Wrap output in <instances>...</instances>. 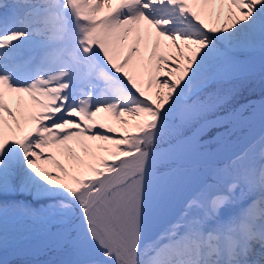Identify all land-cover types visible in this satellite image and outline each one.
Listing matches in <instances>:
<instances>
[{"label":"snow or ice","instance_id":"snow-or-ice-1","mask_svg":"<svg viewBox=\"0 0 264 264\" xmlns=\"http://www.w3.org/2000/svg\"><path fill=\"white\" fill-rule=\"evenodd\" d=\"M257 77L264 0H0V264H264Z\"/></svg>","mask_w":264,"mask_h":264},{"label":"rangeland","instance_id":"rangeland-1","mask_svg":"<svg viewBox=\"0 0 264 264\" xmlns=\"http://www.w3.org/2000/svg\"><path fill=\"white\" fill-rule=\"evenodd\" d=\"M238 88H239V92H238V95L236 96V100L234 101V104H237L238 101L242 98H245V99L247 98V100L245 101V102H247L249 100L250 96L251 97L252 96H255V97L263 96L264 95V80H261L259 77H257L255 79H251V80L239 83ZM215 132H217V130L213 131L212 133H215ZM233 138H235V137H233ZM209 147L215 148L216 145L210 144ZM161 223H162V221H161ZM38 258L39 259H46L47 257L41 256ZM29 259H33V257H31V256L30 257L29 256L19 257V258H16L14 260H11V261H12V264H23V262L25 260H29Z\"/></svg>","mask_w":264,"mask_h":264},{"label":"bare ground","instance_id":"bare-ground-1","mask_svg":"<svg viewBox=\"0 0 264 264\" xmlns=\"http://www.w3.org/2000/svg\"><path fill=\"white\" fill-rule=\"evenodd\" d=\"M262 99H264V95L263 96H260V97H251L248 101H252V102H254V103H259ZM244 103H246V102H244ZM214 131L215 130H217V131H223V129H213ZM216 134V132L215 133H212V134H207L205 137H204V139L205 140H209L212 136H214ZM211 135V136H210ZM213 145V144H212ZM26 255H22V254H20V255H12V254H9L8 255V259L9 260H14V259H16V258H19V257H25ZM30 257V256H29ZM14 258V259H13Z\"/></svg>","mask_w":264,"mask_h":264}]
</instances>
